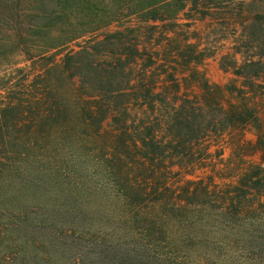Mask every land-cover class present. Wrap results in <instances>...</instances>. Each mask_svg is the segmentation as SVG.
I'll return each mask as SVG.
<instances>
[{"label":"trees","instance_id":"trees-1","mask_svg":"<svg viewBox=\"0 0 264 264\" xmlns=\"http://www.w3.org/2000/svg\"><path fill=\"white\" fill-rule=\"evenodd\" d=\"M0 8V196L30 198L39 211L26 215L28 224L47 227L52 218L48 246L81 252L67 264H167L144 239L157 222L141 212L167 188L156 181L170 166L193 170L185 162L212 130L243 135L252 127V147L262 149L264 0H0ZM184 13L209 20L208 45L171 38ZM224 49L219 68L235 82L212 86L197 67ZM35 61L42 72L26 86L30 74L20 65ZM226 94L237 103L224 106ZM58 129L63 139L100 140L96 171L109 192L103 215L67 192L47 211L46 185L20 163L33 142ZM262 185L257 169L243 190Z\"/></svg>","mask_w":264,"mask_h":264},{"label":"rangeland","instance_id":"rangeland-1","mask_svg":"<svg viewBox=\"0 0 264 264\" xmlns=\"http://www.w3.org/2000/svg\"><path fill=\"white\" fill-rule=\"evenodd\" d=\"M3 15L9 16L7 20L13 17L9 9H4ZM212 27L209 20L202 22L196 14L184 13L170 34L172 39L181 38L183 43L189 41L192 44L197 38V42L205 47L209 44L206 34ZM211 34L214 38V31ZM226 51L224 49L197 67V72L212 86L225 87L235 82L231 74L219 68V57ZM42 64L35 61L20 65L30 74L26 86L42 72ZM236 83L240 87V81ZM198 91V87L192 88L188 95L193 98ZM228 95L224 106L237 103L238 98ZM260 99L259 118L264 122V104ZM251 128L248 127L243 135L212 130L203 147L194 152L193 159L185 162L195 163L193 170L179 171L178 167L170 166V172L156 181L159 184L164 181L167 185L163 195H156L162 200L149 202V211L141 212L157 222L155 227L146 229L144 236L153 242L148 243L152 255L165 259L167 264H264V185L255 191L243 190L250 175H255L257 169L264 170V136L261 151H255L252 146L257 135ZM64 137L66 134L58 129L49 139L33 142L31 154L20 163L46 185L48 192L44 203L47 211H54L52 205L59 203L67 192L77 201L86 197L88 209L99 210L103 215L109 208L103 201L109 192L103 185L105 180L99 179L96 171V150L101 145L100 140L88 133L76 137L78 140ZM56 180H60L62 190L58 189ZM152 198L154 196L149 200ZM165 208L169 212H165ZM38 211L30 198L0 196V264H48L52 260L67 264L72 257L80 256L81 252L76 249L70 251V248L54 243L55 249L48 246L50 243L46 242L44 232L54 224L52 218L47 227L44 223L31 225L26 222V215L35 219ZM57 216L61 215L57 213Z\"/></svg>","mask_w":264,"mask_h":264}]
</instances>
